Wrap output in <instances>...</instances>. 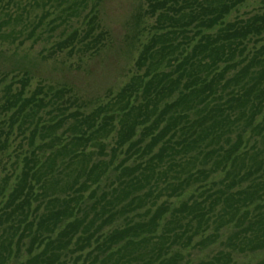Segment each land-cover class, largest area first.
Wrapping results in <instances>:
<instances>
[{
	"label": "trees",
	"instance_id": "1",
	"mask_svg": "<svg viewBox=\"0 0 264 264\" xmlns=\"http://www.w3.org/2000/svg\"><path fill=\"white\" fill-rule=\"evenodd\" d=\"M90 1L0 0V54L35 43L52 8L51 32L68 17L84 24L55 48L96 51L104 32ZM140 6L133 72L93 108L64 87H31L29 71L0 77V150L12 130L25 141L0 179V264L12 254V264H236L264 253V0Z\"/></svg>",
	"mask_w": 264,
	"mask_h": 264
},
{
	"label": "rangeland",
	"instance_id": "2",
	"mask_svg": "<svg viewBox=\"0 0 264 264\" xmlns=\"http://www.w3.org/2000/svg\"><path fill=\"white\" fill-rule=\"evenodd\" d=\"M92 4L96 5L98 24L100 30L104 32L102 44L96 51L79 44H76L73 51L69 47L61 50L55 48L54 44L62 40L72 28L79 31L83 29L84 24L74 23L75 19L68 17V26L61 24V28L51 32V24L46 23L53 19L56 13L53 8L49 9L47 11L50 15L44 20L42 28L36 31L38 40L35 43L26 40L22 45L15 43L3 45V53L0 54V77L6 76L4 82L9 83L10 78L12 80L14 76L18 77L26 70L30 72L32 78L31 87L39 81L56 88L64 87L78 103L88 109L115 94L133 72V61L142 37V24L140 25L134 18L140 11L141 0H91L87 10ZM255 4V2L249 3L240 9V13H245ZM51 5H56V2H52ZM63 7L64 5L59 8ZM64 15L59 14V17L62 18ZM57 20L60 22L59 19ZM5 131L6 128L3 129V132ZM15 133L16 131L12 130L6 147L0 150V179L11 175L14 153L19 151L21 146L25 148V141L23 142ZM19 142L21 146L18 147ZM24 249L25 246L20 247L18 260L21 257L22 260L25 258ZM216 249L215 246L209 247L202 256H208ZM190 255L191 253L188 254V259L195 258L194 254ZM15 256L12 254L7 264H12ZM263 256L264 253L252 257L238 256L235 257V262L236 264L253 263Z\"/></svg>",
	"mask_w": 264,
	"mask_h": 264
}]
</instances>
